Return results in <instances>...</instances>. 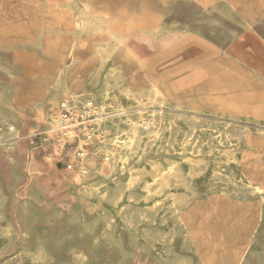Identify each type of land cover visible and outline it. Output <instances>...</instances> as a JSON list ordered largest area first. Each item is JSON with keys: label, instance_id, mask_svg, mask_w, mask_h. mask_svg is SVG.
<instances>
[{"label": "rangeland", "instance_id": "obj_1", "mask_svg": "<svg viewBox=\"0 0 264 264\" xmlns=\"http://www.w3.org/2000/svg\"><path fill=\"white\" fill-rule=\"evenodd\" d=\"M70 5L0 0V264H264V0Z\"/></svg>", "mask_w": 264, "mask_h": 264}, {"label": "bare ground", "instance_id": "obj_2", "mask_svg": "<svg viewBox=\"0 0 264 264\" xmlns=\"http://www.w3.org/2000/svg\"><path fill=\"white\" fill-rule=\"evenodd\" d=\"M43 1V0H41ZM67 7V6H66ZM70 9L75 13L76 10H77V6H76V0H71V5H70ZM86 20V19H85ZM131 26L129 23H123V24H119L117 26H115V29L118 30L119 33H123V32H130L131 30ZM140 30V29H139ZM47 32L46 31H42L41 34H40V38H39V46L42 48L43 47V39H44V36ZM127 34V33H124V35ZM123 36V35H122ZM121 38V37H120ZM124 40V39H122ZM46 46V45H45ZM112 48L111 47H108L106 51H103V58L105 59L104 63L106 62V60L109 58V54L111 52ZM49 51V50H48ZM47 53V51H46ZM69 69H70V66L69 65H65L62 70H61V81H65L66 77H68V72H69ZM113 72H110L109 75H108V79L113 77ZM63 92L65 94H68L70 93V87L68 86V84H65L64 86V89H63ZM70 95V94H69ZM52 97H50V100L55 104L57 105L58 102H59V97L56 95V94H52L51 95ZM66 97V96H65ZM68 101V99H66ZM76 101V100H75ZM69 102V101H68ZM67 105V104H66ZM146 105L145 103H143V106ZM246 107H252V108H246ZM240 110L243 111L245 114H248V115H252L254 116L256 119H261V120H264V109L263 108H259V107H253L252 104L250 105H246V104H241L240 105ZM40 113V116L41 118H43L44 116V111L41 109L39 111ZM130 121L131 120V116H128L127 117ZM60 121V120H59ZM43 122V121H42ZM59 123V122H58ZM255 124V123H254ZM50 126H53V128L51 129L53 132H50L49 135H50V138L53 137V134H57L59 132L62 133V138H63V141H65L66 137L69 138V139H73L76 137V133L75 131H73L74 127H61V126H57V121L50 124ZM65 126V125H64ZM72 126V125H71ZM148 126V125H147ZM133 127L135 128V130L137 129L136 125L133 124ZM12 129V128H11ZM60 129V131L58 132H55L54 130H58ZM147 129V127H146ZM15 133V132H14ZM106 152H108L107 149H104ZM114 157V160L117 162L118 159H119V156L118 155H113ZM259 252V251H258Z\"/></svg>", "mask_w": 264, "mask_h": 264}, {"label": "crops", "instance_id": "obj_3", "mask_svg": "<svg viewBox=\"0 0 264 264\" xmlns=\"http://www.w3.org/2000/svg\"><path fill=\"white\" fill-rule=\"evenodd\" d=\"M184 47H186V43L184 42ZM180 49L182 48V44L180 45V46H178ZM175 48H177V47H175ZM175 48H173V49H175ZM183 49V48H182ZM174 52V51H173ZM175 54H177L176 52H174ZM180 56V57H179ZM178 56V66L177 67H184V66H189V65H191V64H193L192 62H190V63H188V64H185L184 62H186V61H188V59H184L183 58V54H182V56L181 55H179ZM181 58V59H180ZM176 69V68H175ZM177 69H179V68H177ZM173 70V69H172ZM154 76V75H153ZM152 78H154L155 79V76L154 77H152Z\"/></svg>", "mask_w": 264, "mask_h": 264}]
</instances>
